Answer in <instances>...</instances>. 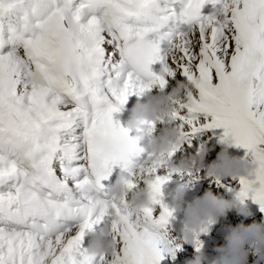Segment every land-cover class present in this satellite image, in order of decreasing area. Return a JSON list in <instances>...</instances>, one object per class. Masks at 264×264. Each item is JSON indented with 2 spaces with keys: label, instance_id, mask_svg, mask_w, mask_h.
Segmentation results:
<instances>
[{
  "label": "snow or ice",
  "instance_id": "6c2138e0",
  "mask_svg": "<svg viewBox=\"0 0 264 264\" xmlns=\"http://www.w3.org/2000/svg\"><path fill=\"white\" fill-rule=\"evenodd\" d=\"M230 218L264 224V0H0V264H217Z\"/></svg>",
  "mask_w": 264,
  "mask_h": 264
},
{
  "label": "rangeland",
  "instance_id": "374dc122",
  "mask_svg": "<svg viewBox=\"0 0 264 264\" xmlns=\"http://www.w3.org/2000/svg\"><path fill=\"white\" fill-rule=\"evenodd\" d=\"M219 155V152H217ZM213 163H216V158L213 157ZM218 193H213V196H218ZM212 208H205L201 213H195V221L206 215ZM191 217V219L193 218ZM192 222V221H191ZM229 231L223 233L222 236H218V242L213 244V250L222 256V262L220 264H238V261L241 259H247L249 261L253 259H264V253H262L261 257H253L250 253L247 256L241 257L236 254L235 249L237 247V238L240 233L247 232L250 235H259L262 230H264V224L261 223L259 219H236L230 218V221L227 225H225ZM244 251L247 252L246 247Z\"/></svg>",
  "mask_w": 264,
  "mask_h": 264
},
{
  "label": "bare ground",
  "instance_id": "6f19581e",
  "mask_svg": "<svg viewBox=\"0 0 264 264\" xmlns=\"http://www.w3.org/2000/svg\"><path fill=\"white\" fill-rule=\"evenodd\" d=\"M202 210H204V206L199 205V206L196 208V210H194V212L197 213V214H199V213L202 212Z\"/></svg>",
  "mask_w": 264,
  "mask_h": 264
}]
</instances>
